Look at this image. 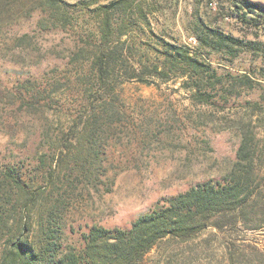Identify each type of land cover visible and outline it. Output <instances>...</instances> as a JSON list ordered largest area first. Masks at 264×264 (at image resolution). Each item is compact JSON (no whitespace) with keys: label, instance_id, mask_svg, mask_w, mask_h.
<instances>
[{"label":"trees","instance_id":"1","mask_svg":"<svg viewBox=\"0 0 264 264\" xmlns=\"http://www.w3.org/2000/svg\"><path fill=\"white\" fill-rule=\"evenodd\" d=\"M145 4L0 0V36L36 13L41 32L72 33L75 39L69 55L59 54L68 59L63 67L12 87L0 82V130L10 138L0 150V264H142L163 242L187 249L171 248L157 264H264V250L245 242L248 232L264 229V136L257 131H264V99L249 102L250 114L235 123L240 144L219 178L170 197L130 228L93 224L78 245L65 242L73 216L88 206L93 192L102 194L109 149L126 129L133 130L122 101L126 82L147 83V76L168 81L181 74L194 80V96L203 103L219 96L218 84L229 82L186 46L164 39V49L131 43L129 34L149 25ZM231 8L245 23L260 25L264 19L261 3L236 0ZM193 35L203 48L264 56L263 42L241 41L199 16ZM2 43L14 51L10 62L26 64L29 51L39 56L26 34ZM239 79L252 81L246 74ZM31 130L38 133L35 155H17L10 146L21 141L25 147Z\"/></svg>","mask_w":264,"mask_h":264},{"label":"rangeland","instance_id":"2","mask_svg":"<svg viewBox=\"0 0 264 264\" xmlns=\"http://www.w3.org/2000/svg\"><path fill=\"white\" fill-rule=\"evenodd\" d=\"M219 1L223 5V15L195 1L145 0L150 9L149 25L131 32L128 36L131 43L135 42L137 47L149 44L164 49L160 46V39H164L186 46L210 65L211 73L229 82L217 85L219 96L209 103L195 98L191 88L194 80L189 83L188 77L181 74H173L168 81L147 76V83L126 82L121 88L122 101L133 130L126 129L109 149L108 175L102 184V194L93 192L88 206L73 216L66 232V243L78 245L81 233L93 224L130 228L139 216L165 204L170 197L197 183L219 178L235 160L240 137L234 125L250 114L247 112L249 102L264 99V56L247 50L234 57L226 50L201 47L193 35L195 21L199 16L211 28L241 41L264 43V19L260 25L245 23L231 8L236 0ZM250 1L264 5V0ZM227 16L231 18L227 20ZM37 19L35 13L15 21L6 28L4 36H0V82L3 86L12 87L19 81L40 78L68 61L59 54L69 55L74 48L73 34L43 33L37 28ZM25 34L39 49V56L29 51L26 64L10 62L7 56L14 51L7 49L3 40ZM10 47L13 48V43ZM245 74L252 80L247 84L239 79ZM257 131L264 136L263 129ZM29 135L25 147L21 141L10 146L17 155L22 151L30 157L35 155L38 133L31 130ZM8 136L7 130H0V150L9 146ZM72 227L75 228L73 233ZM245 242L264 250V229L248 232ZM171 248L180 252L187 249L183 245L163 242L142 264H157Z\"/></svg>","mask_w":264,"mask_h":264},{"label":"built area","instance_id":"3","mask_svg":"<svg viewBox=\"0 0 264 264\" xmlns=\"http://www.w3.org/2000/svg\"><path fill=\"white\" fill-rule=\"evenodd\" d=\"M183 1L194 2L195 0H183ZM202 2L203 4H208L209 8L214 12H221L219 0H202ZM225 18L229 20L231 17L227 16Z\"/></svg>","mask_w":264,"mask_h":264}]
</instances>
